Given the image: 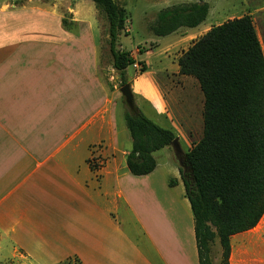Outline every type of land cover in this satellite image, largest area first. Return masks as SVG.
I'll return each instance as SVG.
<instances>
[{"label":"crops","instance_id":"obj_1","mask_svg":"<svg viewBox=\"0 0 264 264\" xmlns=\"http://www.w3.org/2000/svg\"><path fill=\"white\" fill-rule=\"evenodd\" d=\"M5 7H0V254L6 252L18 264L70 259L78 264H198L190 205L184 188L179 189L176 148L153 152L156 166L150 173L131 174L126 166L131 138L123 115L95 72L82 75L84 47L54 43L50 59L37 60L29 45L38 30L36 15L29 12L33 8ZM175 73L183 85L170 103L180 120L171 130L185 153L181 144L191 145L189 132L201 121L203 99L192 79L178 69ZM130 85L140 111L138 101L156 117L163 115L165 90L148 70L133 76ZM187 87L196 100L184 118L178 90ZM172 158L176 163L169 169ZM256 229L261 232L256 240L238 236ZM248 231L231 236L229 264H264L248 249L263 239L264 214Z\"/></svg>","mask_w":264,"mask_h":264},{"label":"trees","instance_id":"obj_2","mask_svg":"<svg viewBox=\"0 0 264 264\" xmlns=\"http://www.w3.org/2000/svg\"><path fill=\"white\" fill-rule=\"evenodd\" d=\"M91 1L106 17L112 67L125 84V71L135 63L118 43L125 11L114 0ZM208 10L206 2L167 6L157 12L150 31L167 36L195 28ZM137 49L139 54L149 50ZM138 64L141 72L147 70L143 61ZM177 65L180 75L197 81L203 95L202 136L185 153L178 151L198 264H213L215 241L218 264H229L231 236L254 228L264 214V55L250 17L212 26L180 54ZM135 110H125L123 118L131 138L126 166L139 176L154 170L153 152L170 145L175 134L136 105Z\"/></svg>","mask_w":264,"mask_h":264},{"label":"rangeland","instance_id":"obj_3","mask_svg":"<svg viewBox=\"0 0 264 264\" xmlns=\"http://www.w3.org/2000/svg\"><path fill=\"white\" fill-rule=\"evenodd\" d=\"M114 1L125 11L124 27L118 35L119 48L133 52L132 55L136 57L134 58L135 63L127 67L124 79L126 83L130 84L133 76L141 72V66L138 62H144L145 68L150 75L160 84L159 86H161L162 90H165L163 98L167 102V105H165L163 115L156 117L154 111L148 106L142 105L140 101H138L137 104L145 116L159 124H163L165 128L174 129L175 125L180 123L179 117L176 114L177 108L170 104L174 97L173 92H176V90L183 85V81H181V78H177L175 73L178 69L177 58L212 26L221 24L227 20L248 15L256 31L264 55V0ZM188 2H206L208 4L209 10L207 17L201 24L195 28H180L173 34L167 36H156L150 31V25L160 9L174 4ZM5 4H10L11 10L14 9V5L17 8H21L22 6L33 8V10L30 9L29 12L34 11L38 30H36L34 41L30 42L29 45L32 51L31 54H34L37 60H44L45 55H47V59H50L48 57V55H51L49 49L53 48L54 43L84 47V50L81 51L84 55L83 70L85 73L83 74L82 72V75H89L91 72H95V74L101 78L102 86L109 92V95L112 93L111 100L115 102L116 108H118L121 115H123L124 111L128 109L120 92V87L124 83H122L118 71L112 67V58L108 44V23L101 9L97 8L91 0H31L29 2H27V0H0V7L2 9L6 8ZM20 21H22L21 16ZM138 46L143 50L148 48L151 49L139 54L137 49ZM81 51L77 54L81 55ZM73 55H75V52H73ZM88 55H92L91 59H95L98 62L97 68H92ZM72 69V67L69 68V73ZM87 72H89V74ZM185 77L192 79L197 84L199 96L203 99L197 81L191 76ZM178 92H181L179 95L182 94L180 112L182 116L186 118V115L191 113L188 108L193 107L196 99L190 96L188 87L184 91L178 90ZM85 93H87L86 89L84 90V94ZM183 121V124L190 127L188 120L185 121L184 119ZM122 122L124 126V118ZM196 123L197 125L195 127L193 126L194 128L189 132L190 146L196 143L202 136V116L201 121ZM124 127H126V125ZM183 132L185 133V131ZM181 145V150L186 151L188 145L183 141ZM171 148L174 147L171 146ZM176 150L177 149H175V151ZM158 155L159 154H157V158L159 162H163L162 157ZM174 155L176 156L175 152ZM93 162H95V159H93ZM175 163V159L172 158L169 169H172ZM179 187V189L183 190L182 183ZM258 230L259 229L248 231L238 236L247 240H256L259 235H261V232L258 234ZM258 242V244L252 247L249 245L248 249L251 252L255 251L254 253L258 257H263L264 259V236L261 242L259 240ZM219 251V244L216 242L212 248L213 264H218ZM7 256L9 255L6 252L0 254V264H18L16 259H11L10 257L6 258ZM8 260L10 262H8ZM60 264L78 263L70 259Z\"/></svg>","mask_w":264,"mask_h":264},{"label":"water","instance_id":"obj_4","mask_svg":"<svg viewBox=\"0 0 264 264\" xmlns=\"http://www.w3.org/2000/svg\"><path fill=\"white\" fill-rule=\"evenodd\" d=\"M120 92H121V94H122V96L124 98V101H125V104H126L128 110L130 111V113H134L136 110H135L134 97H133V93L131 91L130 84L129 83L123 84L120 87ZM170 145L177 149L176 152L180 151L178 143H177V138H174Z\"/></svg>","mask_w":264,"mask_h":264}]
</instances>
